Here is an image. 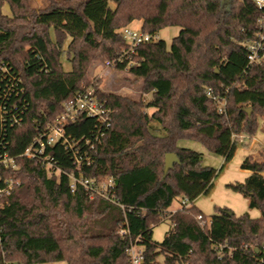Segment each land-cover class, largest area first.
<instances>
[{"label":"trees","instance_id":"1","mask_svg":"<svg viewBox=\"0 0 264 264\" xmlns=\"http://www.w3.org/2000/svg\"><path fill=\"white\" fill-rule=\"evenodd\" d=\"M4 2L13 16L0 11V151L11 156L21 154L87 82L90 60L114 61L123 54L127 44L119 27L137 19L140 30L152 36L169 25L180 30L169 46L151 40L113 64L128 66L142 80V92L151 94L147 103L98 91L113 110L99 139L92 135L96 118L66 127L89 161L77 167L71 152L56 143L49 152L60 173L23 157L17 158L18 170L0 169L1 177L18 181L13 201L0 206V264H128L125 250L136 236L144 246L143 264H178L179 258L192 264H264V150L243 158L240 168L250 171L243 182L226 184L260 215L218 207L206 216L192 202L209 192L217 171L201 165L200 152L178 145L181 139L199 141L227 162L234 137L264 131V65L248 66L240 44L254 36L264 12L252 0H45L41 7L33 0H0V9ZM208 89H227L224 112L206 96ZM247 107L253 109L250 116ZM150 119L162 134L151 132ZM168 152L179 163L162 178ZM79 176H112L110 193L124 210L103 197L89 199L80 185L71 191V178ZM181 198L190 205L168 212ZM199 214L210 218L209 228L200 226ZM164 218L171 226L155 242L152 227ZM124 221L129 237L121 238L117 229ZM214 244L226 245L221 257Z\"/></svg>","mask_w":264,"mask_h":264},{"label":"built area","instance_id":"2","mask_svg":"<svg viewBox=\"0 0 264 264\" xmlns=\"http://www.w3.org/2000/svg\"><path fill=\"white\" fill-rule=\"evenodd\" d=\"M255 5L264 12V0H252ZM121 36L127 44L126 50L123 54L118 55L114 61H106L107 66H113L115 61H121L125 55L132 53L141 44L151 41L154 36L141 30H131L127 26L119 30ZM246 49V59L248 66L264 65V15L256 21V31L252 38L240 42ZM227 89H224L221 94H214L210 89L206 90L205 94L214 101L218 112H224L226 108L225 94ZM97 88L92 85H81V87L74 93L73 98L64 102L60 112L53 120H46L42 129L32 139V141L25 147L23 152L17 156H11L7 151H0V169L16 171L19 169L17 162L18 157H23L30 160H36L46 168L48 173H60L61 170L55 166L53 158L49 149L56 143H60L66 151H70L74 159V164L79 167L82 160L89 161L90 157L87 152L83 157L79 154V149H75V144L70 141L66 132V127L70 124L76 123L82 117L96 118L98 121L97 128L93 131L95 140L103 134V128H108L111 125L112 109L105 106V104L98 98ZM87 143V141H86ZM94 146L91 145L90 149ZM48 150V151H47ZM18 184L11 176H0V206L9 204L13 201V189ZM82 186L89 192V199L96 196L103 197L115 204L122 210L124 206L114 200L110 193L113 188L112 176H105L96 178H87L83 176L72 177L69 184L70 190L74 191L76 186ZM190 201L187 198L180 199V207H187ZM200 226L209 228L210 218L203 219L199 214L196 216ZM117 234L121 237H129V231L126 226V221L117 229ZM141 237L136 236L134 240H129L126 248L128 257V264H143L144 263V246L140 243ZM225 244H214L213 248L217 251L218 257H221V250ZM264 250V245L262 246ZM178 264H192L189 260L179 258Z\"/></svg>","mask_w":264,"mask_h":264},{"label":"rangeland","instance_id":"3","mask_svg":"<svg viewBox=\"0 0 264 264\" xmlns=\"http://www.w3.org/2000/svg\"><path fill=\"white\" fill-rule=\"evenodd\" d=\"M33 4L36 7L45 5V0H33ZM112 7L115 5L110 3ZM1 14L11 18L13 16L9 5L4 2L1 6ZM141 20H133L127 24V27L131 30H140ZM27 28V24H22V31ZM122 27L117 29V32ZM180 27L178 26H165L161 28L153 40L162 39L169 46L174 36L178 34ZM70 38H68L63 44V49H66ZM66 54L63 57V67L65 70L69 69L70 65L65 59ZM105 60L92 59L88 63L86 77L87 82L82 85L92 84L97 88V91L105 93H113L121 96H126L136 101H143L147 103L150 98V93L142 92V80L135 78L129 71L128 66L123 69H118L115 65L107 66ZM221 94V93H220ZM253 113L251 107L245 108ZM153 108H145L148 114H151ZM249 115V116H250ZM259 122V121H258ZM264 123V117L260 120ZM151 132L155 134H162L160 125L153 119L149 122ZM236 144L233 157L229 161H225L223 156L217 155L209 151L201 142L193 139H181L178 141V145L181 147L190 148L202 155L201 165L209 166L216 169V175L212 180V187L208 193L198 195L192 202L202 213L206 216H210L215 213L218 207H227L236 215H240L244 212H248L250 217L255 218L260 215V211L257 208L248 207V199L243 197L240 193L234 192L229 189L226 184L243 182L244 179L250 174V171L240 168V164L243 158L248 155H256L259 150H264V131L258 128L252 137L239 135L234 137ZM102 179V178H101ZM172 208H176L179 205V200H173L171 204ZM171 226L169 218H164L162 221L152 227V240L155 242H161ZM43 264H67L65 261H55L51 263Z\"/></svg>","mask_w":264,"mask_h":264},{"label":"water","instance_id":"4","mask_svg":"<svg viewBox=\"0 0 264 264\" xmlns=\"http://www.w3.org/2000/svg\"><path fill=\"white\" fill-rule=\"evenodd\" d=\"M247 114L250 115L251 114V110L248 109ZM174 163H179V159L177 157V155L173 152H168L165 154L164 156V165H163V174H162V178H164L167 174V172L173 167Z\"/></svg>","mask_w":264,"mask_h":264},{"label":"crops","instance_id":"5","mask_svg":"<svg viewBox=\"0 0 264 264\" xmlns=\"http://www.w3.org/2000/svg\"><path fill=\"white\" fill-rule=\"evenodd\" d=\"M140 22V27H141V21H139ZM162 133H163V130L161 131ZM176 200H179V205H178V207H176V208H172L171 206L172 205H170L169 207H168V212H170V213H172V212H174V211H176V210H178L179 208H180V199H176Z\"/></svg>","mask_w":264,"mask_h":264}]
</instances>
